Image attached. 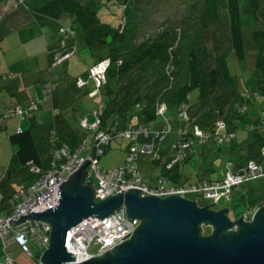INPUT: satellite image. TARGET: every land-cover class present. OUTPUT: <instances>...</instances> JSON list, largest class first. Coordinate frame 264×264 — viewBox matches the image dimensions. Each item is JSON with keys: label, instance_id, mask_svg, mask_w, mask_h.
Here are the masks:
<instances>
[{"label": "rangeland", "instance_id": "374dc122", "mask_svg": "<svg viewBox=\"0 0 264 264\" xmlns=\"http://www.w3.org/2000/svg\"><path fill=\"white\" fill-rule=\"evenodd\" d=\"M45 1L48 0H26V3L30 6H39ZM79 1L88 11H94L95 15L103 21L115 26L121 23L135 26L130 31L132 38L123 40L122 37H117L118 51L126 58L135 52L141 42L153 39L164 31H169L167 60L150 64L146 71L136 70L134 72L136 76L131 79V82H139L141 91L147 92V96L155 101L156 106L161 104L168 106L167 112L157 116L155 120L158 125L169 120L174 126V130L161 145L164 151H170L177 144L179 140L177 129L180 125H185V119L180 116L177 106L169 101L175 90L182 87L189 79V56L192 50L197 53L200 64L208 69L212 83L211 94L203 101H200L199 88H193L189 93L190 111L202 123L211 126L219 119L230 118V114L238 107L239 93L243 90V86L247 85L246 87L250 88L249 86L253 83L251 78L254 76L251 73L255 70L258 53L252 33L264 28V0H259L258 18L254 14L250 0H239L247 51V57L244 60H233V51L230 49L231 35L227 0H218L220 9L218 23L208 20L206 0H134L132 9L126 17H124V9L117 4H109L104 0ZM32 18L31 12L21 7L19 0L0 1V38L2 39L0 75L16 74L12 80L4 81L0 78V177L4 172L9 171L8 164L12 152L16 149V145L12 144L9 139L10 134L19 131L22 122L23 129L30 125L28 114L22 116L14 112L7 116L10 102L20 97H26L27 104L37 100L39 96L35 94L34 87L40 85L43 79L48 81L52 75H56V82L61 86L75 84L79 77L85 76V72L88 71L87 67L92 63L94 65L96 61L94 56L100 54L99 52L92 54L91 49L85 46L84 33L79 31L76 35L79 52L57 65H52L48 48L57 40L63 39L64 36L59 29L67 22L51 21L45 26L43 36L38 34L33 36L29 27L22 31V26ZM108 49L109 45L106 51ZM106 51L103 50V53ZM220 54H226L232 73L237 74L232 85L226 84L220 72L218 62ZM242 69L244 70L241 71ZM241 76L246 83H242ZM257 79L256 77L255 80ZM263 82L260 83L263 84ZM88 86L94 88V82L90 81ZM88 86L81 89L77 87L76 91L77 97H81L82 100L79 103L78 115L81 114L83 117L91 114V110L98 105L97 101L87 93ZM78 90L81 91L78 92ZM255 103L258 108L262 107L263 97ZM5 104H7L6 107ZM23 106L26 107L24 104ZM253 108L251 105L250 111ZM250 111H246V116L249 117ZM89 120L92 123L93 117L89 116ZM241 123L239 121V124ZM74 126L79 128L78 118ZM240 127L243 129L239 131L241 129L239 128L237 137L229 142L219 143L211 139L203 143L197 138L191 149V158L182 165V174L189 177L190 181H195L199 175L208 180L224 178L230 169V162L241 155L249 154V140L252 132L245 129L242 124ZM187 128L189 129V126ZM235 142L239 144L237 152L233 150ZM128 144L129 140L123 137L114 140L112 145L106 149V153L100 157L101 166L112 169L125 164ZM91 151L90 149L89 153ZM262 163L264 165V159ZM148 165L141 168L145 181L151 186L160 179L162 170L159 166L149 163ZM170 182L167 180L168 185L171 184ZM19 183V180H13V186ZM189 198L197 200L201 206L208 205L214 210L227 207L228 215L234 221L239 219L249 206H253L255 201L257 203L262 201L264 178L244 183L233 191L232 198H223L218 202L195 194L189 195ZM205 230L208 234L212 233L211 226L205 227ZM30 248L32 255L23 252L16 243H10L4 248L0 237V260L7 252H10L17 264H38L41 249L32 243ZM95 249V246H91L90 251H95Z\"/></svg>", "mask_w": 264, "mask_h": 264}, {"label": "trees", "instance_id": "16d2710c", "mask_svg": "<svg viewBox=\"0 0 264 264\" xmlns=\"http://www.w3.org/2000/svg\"><path fill=\"white\" fill-rule=\"evenodd\" d=\"M104 1L108 2L109 4H117L121 6L125 11L124 17H126L127 13L131 11L132 4L134 2V0ZM250 3L253 7L255 16L258 18V9L260 1L250 0ZM19 4L27 11H30L34 18L32 23L22 28V31H25V28L29 27L31 35L35 36L37 34V30L40 27H45L51 21L63 20L67 23L62 24L59 29L60 33H62V27L67 28L71 32V35H68L66 39V46L75 45L77 47L78 53L79 50L76 35L77 32L81 31L84 33L85 46L91 49L93 55H95L96 52L100 53L99 55L95 56L97 60L94 64L98 63L103 59L110 58L111 64L106 71V82L101 88L102 103H97L98 105L92 109L94 110L99 106L102 107V123L100 129L110 131L113 134L114 141L118 138H122L119 135V132L122 129L128 128L130 125H132L133 127L143 125L149 128L150 130L154 131L163 129L164 125L167 123L170 124L171 130L167 133L165 139L163 141L158 142L159 157L157 159H152L150 157L144 156L140 159L139 164L141 168V160L143 158L148 159L149 162H155L156 164L162 166L161 177L171 176V179L175 182L182 180L181 178H183L184 175L179 170V167L181 163L186 162L191 158V149H193L195 140L198 138L200 141V138L195 135L192 130L193 126L195 124H199L205 130H209L213 129L215 125L213 124L209 126V124L202 123L198 120V118H195V115H193L190 111L191 105L189 101V93L193 88L197 87L200 89V101H203L208 96H210L212 90L210 73L205 66L200 64L197 53L192 50L189 56L188 81L182 87L177 88L175 90L172 99L169 101L177 106L180 116L185 119V125H180L177 129V133L179 135V140L177 144H182L187 140H192L193 142L188 148L184 150V157L180 158L177 162L173 164L172 168L168 169L167 164L172 162V160L177 155V151L176 149L171 148L170 151L172 152V156L168 157V159L166 160L163 156L164 152H162L163 150L161 145L164 141H166L168 135L174 130V126L169 120H166L161 123V125L156 129H152L153 122L155 121L157 116L161 115L158 114L156 111L159 105L156 106L155 101L150 100V97L147 96V92L141 91L139 82H131V79L136 76V73H134L136 70L140 69L142 71H146L149 68L150 64L156 61L165 62L167 60L169 52V31H164L153 39L141 42L135 52L129 58H126L123 56V53H119L118 51V48L116 46L117 37L120 36L123 38V40H125V38H132V36L130 35V31L134 29V25L130 26L128 24L126 25L121 23L120 25L115 26L110 22L103 21L98 15H95L94 11H88L79 0H48L39 6H30L26 3V0H19ZM227 7L228 23L231 35L230 49H232L233 51V60H244L247 57V51L245 48V35L242 26V11L240 7V2L239 0H227ZM206 12L209 21L213 23H218L220 20V9L218 0H206ZM66 34L67 33L63 34V36H65ZM252 36L254 39L255 48L258 53L255 70L253 73H251L254 76L251 78V80H253V83L251 86H249L250 88H247V85L243 86L242 91L246 93L247 96H244L243 93L240 92L237 102L238 107L232 114H230V118L223 119L227 122L228 129H226V131L237 130L238 133L239 128H241L240 125L242 124L244 125L245 129L252 132V136L249 140V154L247 156L241 155L238 159L232 161L233 165L236 168L246 164L251 159H255L261 163L264 159V157L261 156V149L264 147V127L262 124L264 117V105L262 107L259 106V110L258 105H256L255 103L262 97L264 101V82L263 84L260 83L261 81H264V28L254 31L252 33ZM108 45L109 49L106 51ZM127 45L131 46V44ZM60 46L61 50L50 52L49 54L50 62L52 65L55 61V54L66 48L62 45V39L60 41ZM1 48L2 39L0 38V49ZM103 50H105L106 52L103 53ZM218 62L220 72L226 84H234V80L237 78V74L235 75L234 72L232 73L231 68L229 66V59L226 54H220L218 56ZM86 76L87 72H85L84 77ZM255 76L258 78L257 80H255ZM7 79L2 80L6 81ZM241 80L243 84L246 83V81L242 79V76ZM30 104L31 103H29L24 108H28ZM245 104H247L248 107L247 109L242 110L241 108ZM251 105L254 108L250 111ZM18 106L22 105L17 104L15 106L9 107V112L7 113V116L14 112L18 113L17 111H15ZM184 110H187L189 112V115L191 117L190 120H187L182 115V112ZM246 111H250L249 117L246 116ZM88 116H91V114H89ZM134 116L138 117L137 120L134 119ZM80 120L81 117L78 118L79 128L58 131L55 127H53L49 129L46 135L41 137L36 136L34 131V125H31L25 129H20L19 131H15L14 133L10 134L9 139L12 144L16 145V149L11 155L9 171L11 173H14L16 176H25L30 174V177L33 181L34 174L30 170L31 165L42 167L44 169L48 168L52 163L53 159L55 158L57 147L61 146L62 144H68L74 150L77 146H79L85 141L87 150H93V139L95 131L83 128L80 124ZM239 121H241L242 123L239 124ZM187 126H189V129L187 128ZM242 129L243 127L239 131H241ZM237 133L234 138L224 142L234 140L237 137ZM211 139H214L215 141L219 142L218 137H216V135L214 134V136H211L208 140L204 141L203 143L208 142ZM111 145L112 143L109 144L106 149ZM106 149L103 155L106 153ZM238 149L239 144L235 142L233 145L234 152H237ZM242 161L244 162L241 163ZM263 178L264 177L258 179ZM201 179L205 178H200L199 180ZM185 182V184H189L187 183V181ZM11 196L9 198V201L11 200ZM263 201L264 198H262V201H260L259 203H262ZM255 203L257 202L255 201ZM201 235H208V233L205 229L202 228Z\"/></svg>", "mask_w": 264, "mask_h": 264}, {"label": "built area", "instance_id": "2783aa9c", "mask_svg": "<svg viewBox=\"0 0 264 264\" xmlns=\"http://www.w3.org/2000/svg\"><path fill=\"white\" fill-rule=\"evenodd\" d=\"M61 32L63 34L67 33L62 39V45L66 48L55 54L53 65H57L77 53L75 45L66 46V39L68 35H71L70 30L62 27ZM110 64V58L103 59L88 68L86 78L82 76L76 80L78 88L85 87L90 81L94 82V88L90 89L88 94L99 104L102 103L101 88L106 82V71ZM0 77L7 79L14 76L3 74ZM55 79L56 76L52 75L44 84V92L49 97L53 96ZM243 95L247 96L246 93H243ZM37 107L38 102L32 101L28 108L18 106L15 111L24 114L30 110L37 109ZM247 107L248 105L245 104L241 109L245 110ZM166 110L167 105L161 104L156 111L158 114H164ZM54 111L58 113V109ZM182 115L187 120L191 118L187 110H184ZM91 116L93 117L92 123H90L87 115L81 118L80 124L85 129L95 131L93 150L89 153L85 141L74 150L68 144H62L57 147L55 158L48 168L44 169L31 165L30 170L34 174V179L30 184L16 190L12 194L10 200L13 206L12 210L8 213L0 210V237L4 246H7L10 242H15L23 252L32 255L30 244H35L41 249L38 264L41 262L42 254L50 245L51 224L42 219L30 218L17 224L12 222L19 220L21 215L30 214L32 211L54 207L61 197V194L57 192L61 189L59 186L64 181H67L70 175L85 163L86 159L91 161L88 162L83 184L90 185L94 189L95 200L97 201L124 193L129 188H138L141 196L156 195L160 198H166L171 195H180L190 199L189 195L195 194L218 202L223 198H232L233 191L244 183L264 177L263 164L251 159L238 168L233 163L229 164L228 173L220 180L201 179L195 183L168 185L167 178L161 177L154 185L149 186L144 179L139 161L144 156L152 159L159 157L158 142L165 139V136L171 130V125L167 123L163 129L154 131L143 125L137 127L130 125L128 128L122 129L119 135L130 140L126 163L109 169L100 165V157L106 147L112 143L113 134L110 131L100 129L102 123L101 106L92 110ZM137 118V116H134L135 120ZM262 124L264 127V117ZM226 129H228L227 122L223 119H219L213 129L205 130L199 124H195L192 128L194 134L200 138L201 142L208 140L214 134L218 137L219 142L234 138L237 130L226 131ZM192 142V140H187L182 144H175L173 148L176 149L177 155L172 162L167 164L168 169L172 168L175 162L184 157V150ZM261 156L264 157V147L261 149ZM195 201L198 203L197 200ZM263 204L264 201L249 206L241 217L243 216L245 221H252L256 210ZM88 218L83 219L69 231L67 246L71 253L99 256L113 249L115 245L130 239L136 227L141 223V219L131 218L127 215L125 206L103 219L98 217ZM234 229H237V226L232 228V230ZM91 246L96 247L95 251H90ZM0 264H17V262L10 252H7L4 258L0 260Z\"/></svg>", "mask_w": 264, "mask_h": 264}, {"label": "water", "instance_id": "95a60500", "mask_svg": "<svg viewBox=\"0 0 264 264\" xmlns=\"http://www.w3.org/2000/svg\"><path fill=\"white\" fill-rule=\"evenodd\" d=\"M90 161L59 186L54 207L12 222L30 218L51 224L40 264H264V204L252 221L243 216L232 221L227 207L214 210L180 195L141 196L138 188L97 201L94 189L83 184ZM123 206L129 217L141 219L130 239L99 256L70 252L67 240L74 226L88 217L106 218ZM210 226L212 233L201 235Z\"/></svg>", "mask_w": 264, "mask_h": 264}, {"label": "crops", "instance_id": "0c3cea01", "mask_svg": "<svg viewBox=\"0 0 264 264\" xmlns=\"http://www.w3.org/2000/svg\"><path fill=\"white\" fill-rule=\"evenodd\" d=\"M33 20H34V18H32L26 25H29L30 23H32ZM26 25H24L22 27L24 28ZM44 30H45V27H40L37 30V34L39 36H43L45 34ZM60 41L61 40H57L51 47L49 46V48H48L49 53L48 54H50V52H55L57 50H61L60 49L61 48ZM96 60H97V58H96ZM91 65H93V63ZM91 65H89V66H91ZM89 66L87 67V69L89 68ZM243 70L244 69H242L241 71H243ZM4 74H12V73H4ZM13 76H14L13 77V79H14L16 77V74H13ZM8 80H12V77L8 78L6 81H8ZM45 82H47V81H45V79H43L40 85H37L34 87L35 94L37 96H39L37 100H34V101L38 102V108L36 110H33V111L30 110L28 113V116L30 118V125H28V127L31 125H34V131H35V134L37 137H41V136L46 135L48 133L49 129L53 128V127H55L58 131L71 130L73 128H76L74 126V122L76 121L77 118L83 117L81 114L78 115V107L80 108L79 103H81L82 100H81V97L78 98L76 95L77 94L76 83L73 85L61 86V85H59L58 82L57 83L55 82L56 89H54L53 96L49 97L44 92ZM89 84H90V82L88 83V85ZM58 86H59V89H58ZM88 88H89V86H88ZM90 89H92V88H89V90ZM79 91H81V90H78V92ZM241 93H244V92L241 91ZM27 102H28V100L26 97L25 98L20 97L16 101H11L10 107L15 106L17 104L22 105V106L24 104L25 106H27L28 105ZM78 104H79V106H78ZM4 106L6 107L7 104H5ZM55 109H58L59 112L55 113V111H54ZM25 115L26 114H24L22 116H25ZM160 125H161V123L158 125L154 121L153 125H152V127H153L152 129H156ZM20 126H21L20 127L21 129L24 128L23 122L20 124ZM162 152H164L163 156L166 160L168 159V157L172 156L171 151H168V150L164 151L163 150ZM10 161L8 164L9 170H10V167H9ZM186 162L181 163V165L179 167L180 171L182 170V165ZM148 163L155 165V166L162 167L161 165H158L155 162H151V161L149 162V160L145 159V158H143L141 160V167L142 166L143 167L149 166ZM231 163H233V162H230L229 164H231ZM100 165H101V159H100ZM103 168H106V167H103ZM165 177L167 178L168 182H170V180H171V182H170L171 184H175V183L185 184L186 183L185 181H187V183H191V182L198 181L200 178H203L201 175H199L195 181H190L189 177L184 176L183 178H181L182 180L175 182L174 180L171 179V176H165ZM15 179L20 181V183L17 186H13V180H15ZM31 181H32V179L30 177V174L25 175V176H22V175L16 176L14 173H11L10 171H7V173L4 172L3 175L0 177V210L4 213L10 212L13 208L11 202L9 201L10 196L16 190L30 184ZM2 243H3V241H2ZM10 243H15V242H10ZM4 248H6V246H4Z\"/></svg>", "mask_w": 264, "mask_h": 264}]
</instances>
